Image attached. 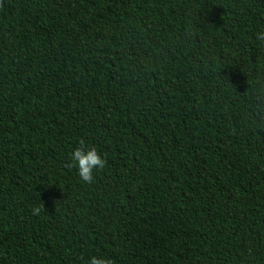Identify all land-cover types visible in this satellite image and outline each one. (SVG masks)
Instances as JSON below:
<instances>
[{"label": "trees", "instance_id": "trees-1", "mask_svg": "<svg viewBox=\"0 0 264 264\" xmlns=\"http://www.w3.org/2000/svg\"><path fill=\"white\" fill-rule=\"evenodd\" d=\"M260 31L264 0H0V264H264Z\"/></svg>", "mask_w": 264, "mask_h": 264}, {"label": "clouds", "instance_id": "clouds-1", "mask_svg": "<svg viewBox=\"0 0 264 264\" xmlns=\"http://www.w3.org/2000/svg\"><path fill=\"white\" fill-rule=\"evenodd\" d=\"M256 39L264 42V31L257 32ZM78 145L71 152V163L68 167L76 168L79 178L84 183H92L94 174L102 171L107 166V159L96 147L87 146L83 138L78 140ZM31 211L34 216H40L43 206L33 207ZM84 264H114V261L106 255H92Z\"/></svg>", "mask_w": 264, "mask_h": 264}]
</instances>
